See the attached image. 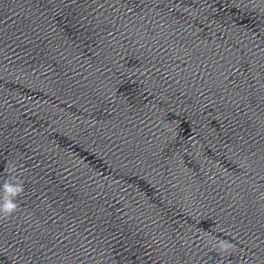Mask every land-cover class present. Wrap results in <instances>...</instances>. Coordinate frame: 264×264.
I'll return each instance as SVG.
<instances>
[{
    "label": "clouds",
    "instance_id": "clouds-1",
    "mask_svg": "<svg viewBox=\"0 0 264 264\" xmlns=\"http://www.w3.org/2000/svg\"><path fill=\"white\" fill-rule=\"evenodd\" d=\"M13 171H16L13 169ZM24 182L19 175H9L2 184H0V216L9 217L18 210V199L24 192ZM206 245L218 253H225L234 248V245L227 239L213 237L206 241Z\"/></svg>",
    "mask_w": 264,
    "mask_h": 264
}]
</instances>
